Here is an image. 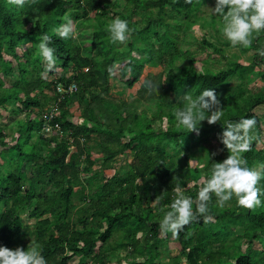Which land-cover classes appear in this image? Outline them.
I'll use <instances>...</instances> for the list:
<instances>
[{
    "label": "trees",
    "instance_id": "1",
    "mask_svg": "<svg viewBox=\"0 0 264 264\" xmlns=\"http://www.w3.org/2000/svg\"><path fill=\"white\" fill-rule=\"evenodd\" d=\"M112 2L24 0L21 8L12 0H0V115L10 105L15 106L14 115H27L19 121V140L23 143L7 145L0 129V158L5 161L0 166V245L26 249V237L32 236L48 264H70L75 257L80 258L79 264L88 260L91 264H108L121 251L127 253L128 264H160V220L177 195L175 188L179 185L185 195L195 198L198 186L191 189L189 182H201L202 187L212 165L229 155L222 141L218 146L211 141L212 132L222 131L223 123L229 119L256 117L252 146L245 156L250 167H264V129L254 113L264 107V88L252 94L244 85L247 75L259 64L257 60L250 65L233 63L220 72L201 74L183 68L165 79L162 73L153 80L156 90L150 91L144 84L138 92L140 96L132 101L109 96L111 80L117 74L128 88L139 81L144 64L133 62V49L141 52L152 67L174 69L183 52L179 37L173 34L165 16L189 19L205 0H125L133 15L138 11L148 15L142 30L130 25V35L136 43L129 42L123 55L103 22V9L108 11ZM92 13L99 27L89 46L75 37H60L55 31L68 15L79 23ZM115 15L130 22L129 15ZM159 24L166 27L163 33L155 29ZM44 33L53 37L58 57L55 66L63 69L60 78L52 81L43 78L48 65L38 44ZM258 36L260 42L255 46L261 48L257 53L260 56L264 31ZM14 63L18 76L8 87L4 78L11 76ZM234 76L240 85L230 91L228 80ZM72 85L77 87L74 92L69 90ZM205 88L216 90L224 115L217 124L202 121L197 134L178 124L175 110L183 106L184 93L197 95ZM45 89L54 91V95L48 96ZM145 94L162 99L157 102L153 120H165V130L156 129L145 112L139 113ZM77 100L86 103L79 116L80 124L69 119ZM55 108L58 114L46 119V114ZM57 124L59 135L47 137L45 128ZM35 137L37 140L31 145ZM42 141L51 143L53 148L48 152L37 150ZM259 144L263 146L259 148ZM92 149L103 155L101 169H95ZM125 154L132 160L107 177L105 171L115 169L117 157ZM200 155L205 158L204 167H191V160ZM167 160L172 162L166 165ZM216 200L213 194L208 211L197 213L178 234V251L186 256V264H264V205L245 208L233 196L231 207L223 208ZM22 213L35 220L32 230L27 228ZM180 263L174 258L173 264Z\"/></svg>",
    "mask_w": 264,
    "mask_h": 264
},
{
    "label": "rangeland",
    "instance_id": "2",
    "mask_svg": "<svg viewBox=\"0 0 264 264\" xmlns=\"http://www.w3.org/2000/svg\"><path fill=\"white\" fill-rule=\"evenodd\" d=\"M216 0H205L204 4L196 8L192 11V14L189 19H185L183 17H179L178 19L171 18L169 16H165L166 22L170 23L172 25L173 34L175 36L179 37V47L183 52V55L181 58H178L174 63V69L158 66V67H152L150 66L143 54L139 52L137 49H133L131 53V57L133 59V62L137 63L138 61L143 62L144 68L141 72L140 79L137 83H135L133 88H128V86L125 84V81L121 79L120 74H117L116 79L111 80V89L109 92V96L117 99V100H125V101H132L135 98L139 97L138 94L139 90L142 88V86L145 84L144 82L146 80H157L158 75L164 74L163 79H165L170 74H179L181 72V69L183 68H189L193 69L199 73H204L206 71L211 72H220L223 70L228 69L233 63L239 62L242 65H250L251 62L254 60H257L259 64L257 65L256 69L249 73L245 79V88L249 93H259L264 88V81L262 79V76L264 75V56L260 55L258 56L257 53L261 48H256L255 44L256 42H260V38L258 36V32L254 33L252 36V43L244 46L242 44H237L233 46L230 41H228L225 36L223 35V27H224V21L223 19L212 12V8L215 7ZM170 9V8H168ZM104 12H106V15L103 17V22L105 24V27L108 29L109 22L116 17L117 15H129L131 17L130 19V25H136V27L139 30H142L147 25L146 16L147 13H144L143 11H138L136 15H133V9L131 7H128L125 0H113L111 8L106 11L105 8L103 9ZM155 14H157V11H155ZM91 17L89 19L80 21L77 23L73 20V18L68 15L67 18L71 17L74 25V31L76 33L75 39L82 43L83 45L89 46V43L92 40V35L99 27L98 21L95 19V14L92 13L90 15ZM174 26V27H173ZM155 29L159 33H163L166 30V27L159 24L155 27ZM129 42L136 43V39L129 35V38L125 42H117V49L122 52L121 55H123V52L128 49ZM17 52L19 54H22L21 49L18 48ZM85 54H89L90 52L86 51ZM95 53H92L94 55ZM258 56V57H257ZM15 64V70L9 77H5V84L9 87L14 82V77L18 76V70L16 63ZM123 66V65H121ZM55 69L54 73H51V70ZM63 69L61 66L55 64L49 68L48 71L43 75V78L47 81H52L60 78L62 75ZM118 73V72H117ZM227 88H230V91H236L240 85V80L237 76L231 77V79L228 80ZM158 93V92H157ZM45 94L48 96L54 95V91L45 89ZM173 98V96H171ZM248 97V96H247ZM152 98V99H151ZM160 97L152 96L149 97V94H145L144 97H142L141 103H139L138 111L139 113L145 112L148 115V118L150 121L153 120L154 117H156V111L158 109V101L162 102V99L160 100ZM80 105V107H79ZM86 106L85 102L79 103L77 100L75 103V107L71 110L73 115L71 118H69L71 121L75 123H82V119L79 117L81 110ZM15 106L10 105L7 106L6 110H1L0 115V129L2 130L3 134L5 135V142L7 145H15L16 143H23V141L19 140V121L25 120L27 118V115L25 113H21L20 115H14L12 113ZM254 113L260 120V124L262 129H264V107L260 106L257 109H255ZM154 121V120H153ZM155 122V121H154ZM215 124L219 123V121L214 122ZM153 126H155L156 129H166L168 126L166 124V121L164 120L163 123H160L159 121L153 123ZM45 132V131H44ZM219 129L212 132V143L213 145L218 146L220 144V139L218 136V133H221ZM46 134V132H45ZM57 136L59 135V132H55V134H47V137L51 136ZM129 137H127L126 140H128ZM37 140V137H35L31 141V145L35 144ZM125 140V141H126ZM94 141L97 142V137L94 136ZM264 141V139H263ZM95 143H90L91 146H94ZM38 148L37 150L43 149L45 152L49 151V149L53 148V145L48 142H41L37 144ZM259 148H261L263 145L259 144ZM3 149V147L1 148ZM74 147L72 148V150ZM74 151V150H73ZM182 152V150H181ZM184 152V151H183ZM100 152L94 151L93 149L90 152V155L92 158L96 161L97 165L95 166V169H101L102 168V158L103 155L99 154ZM225 159V158H224ZM132 157L129 155H120L117 157V161L115 163V169L106 170L105 175L107 177H112L115 175L116 171L121 170V167L127 162L131 161ZM172 160L165 161L166 165L170 164ZM205 158L203 156H198L191 160V167L193 168H200L202 169L204 167ZM5 161H2L0 158V166L3 165ZM29 172L32 173L31 169L29 168ZM201 182L198 181H191L189 182V188L194 189L195 186H198V190L201 187ZM48 187H45V189H48ZM211 206L212 203H209ZM223 208H229L231 207V203H225ZM3 209V208H1ZM1 212V211H0ZM23 214V213H22ZM22 218L27 226L28 229H33L35 220L28 217V215L23 214ZM26 240L29 242V245L33 243V237L28 236L26 237ZM178 240L179 236L174 235L171 231H160L158 242L161 245L162 248V257L158 260L160 264H173L174 258H177L180 260V264H186L187 258L186 256H183L179 253L178 249ZM256 248L261 250V245L256 243ZM127 253L125 251L120 252V256L111 257L109 259L108 264H128V260H125ZM142 260H139L141 262ZM231 261V260H230ZM234 262V261H231ZM80 258L75 257L70 261V264H79ZM86 264H91V261H86Z\"/></svg>",
    "mask_w": 264,
    "mask_h": 264
},
{
    "label": "clouds",
    "instance_id": "3",
    "mask_svg": "<svg viewBox=\"0 0 264 264\" xmlns=\"http://www.w3.org/2000/svg\"><path fill=\"white\" fill-rule=\"evenodd\" d=\"M12 3L22 8L24 0H12ZM212 12L223 19V35L233 46L237 44L247 46L252 43L254 33L264 31V0H216ZM107 27L113 42L127 41L132 32L129 21L120 16L113 18ZM55 31L65 39L75 37L72 18H67ZM52 41L53 37L44 33L38 44L40 55L49 68L58 58ZM261 55H264V50H261ZM144 83L150 91L157 88L151 80ZM181 103L183 106L175 110L178 124L197 134L200 132L202 121L207 119L209 123H214L221 121L224 115L221 101L214 88H205L197 95L184 93ZM256 124V117L248 115L223 123V130L218 136L227 147L229 155L212 165L211 174L195 198L185 195L180 186H176L177 195L170 209L160 220L163 231H171L178 235L197 213L208 211L213 194L220 206L229 202L233 196L236 197L237 203L245 208L264 205V185L261 184L264 180V167H250L245 156L252 146ZM0 264H48V260L43 255L41 246L33 242L26 249L22 246L13 249L0 245Z\"/></svg>",
    "mask_w": 264,
    "mask_h": 264
},
{
    "label": "built area",
    "instance_id": "4",
    "mask_svg": "<svg viewBox=\"0 0 264 264\" xmlns=\"http://www.w3.org/2000/svg\"><path fill=\"white\" fill-rule=\"evenodd\" d=\"M59 89V91H61V88H58ZM69 90H70V92H74V91H76L77 90V87H76V85H72V86H70L69 87ZM58 114V108H55L54 110H52L50 113H48V114H46V116H45V118L46 119H49V120H51L55 115H57ZM60 130V127L58 126V124L57 125H48L46 128H45V132H47V133H49V134H55V132H60L59 131Z\"/></svg>",
    "mask_w": 264,
    "mask_h": 264
}]
</instances>
